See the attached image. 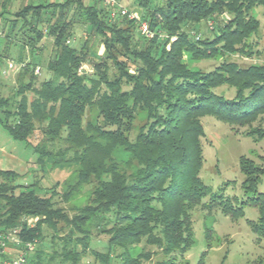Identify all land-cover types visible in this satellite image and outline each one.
Wrapping results in <instances>:
<instances>
[{
  "label": "trees",
  "instance_id": "obj_1",
  "mask_svg": "<svg viewBox=\"0 0 264 264\" xmlns=\"http://www.w3.org/2000/svg\"><path fill=\"white\" fill-rule=\"evenodd\" d=\"M135 3L139 20L120 14L110 18L100 0H66L16 13L31 16L23 29L32 34H23L20 44L23 65L16 88L0 96V125L13 140L32 148L41 171L47 165L74 167L75 182L62 193L64 201L92 185L87 202L74 206L76 213L69 216L53 200L55 189L42 194L36 179L19 183L17 172L0 169V242L19 227L21 244L6 241L5 247L19 252L25 242H34L27 264H82L88 256L109 264L112 250L121 264H143L153 256L154 264H188L183 256L194 243L191 210L211 193L199 176L201 117L231 126L262 120L264 64L222 60L203 71L189 67L185 53L203 59L244 44L259 28L252 10L264 6V0ZM138 21L147 23L152 36L140 32ZM203 21L212 37L190 32ZM8 22L7 43L16 35L14 21ZM76 26L84 38L73 45ZM46 35L52 45L44 60L38 51ZM41 65L46 75L37 82ZM220 87L233 89V96L218 93ZM93 111L94 121L87 116ZM246 133L264 139L263 126ZM259 162L241 155L242 198L223 200L211 193L206 207L217 202L232 218L243 217L247 206L256 208L257 219L247 223L261 238L264 156ZM27 218L35 221L29 225ZM93 228L106 234L105 251L90 246ZM46 229L51 233L43 245Z\"/></svg>",
  "mask_w": 264,
  "mask_h": 264
},
{
  "label": "rangeland",
  "instance_id": "obj_2",
  "mask_svg": "<svg viewBox=\"0 0 264 264\" xmlns=\"http://www.w3.org/2000/svg\"><path fill=\"white\" fill-rule=\"evenodd\" d=\"M55 1V0H53ZM60 1V0H57ZM91 2V0H88ZM132 12L140 15L141 10L134 3L136 0H118ZM20 4V3H19ZM18 7V2H12L9 6ZM9 10L1 17L8 18ZM252 14L259 21V28L248 38L244 40V44L236 46L231 52H221L220 54L203 59H191L189 54L185 53L187 65L194 69H202L203 71L212 70L222 60L235 62L242 66L261 65L264 64V6H258L252 10ZM221 19H219L220 22ZM0 21V51L7 43L5 35L10 34L8 23L3 27ZM188 29V27H184ZM17 32L10 40V48L6 56L0 54V96H7L13 93L17 85V73L19 71L18 55L20 53L19 44L23 41L24 35L22 31L16 29ZM15 31V30H14ZM84 31L80 26H76L73 30L74 36L71 37L70 43L76 45L84 38ZM190 32L200 37H212L211 28L207 26V22L203 21ZM15 33V32H14ZM28 34V33H27ZM42 49L38 51L42 58L48 56L51 50L52 38L45 36L39 43ZM28 48L23 50L24 55H28ZM102 52V47H99ZM9 59V62H8ZM40 66L37 82L46 75V70ZM222 92L226 97L233 96V89L220 87L216 90ZM28 97L31 94L28 93ZM93 121L97 113L95 111L87 114ZM262 120H254L251 124L246 125H229L223 121L216 119L210 115L201 117V123L204 129V136L200 138L203 150V162L199 170V176L203 183L207 185L211 193L223 196L224 199H231L237 196L242 198L241 182L243 175L239 170L238 160L241 155L248 156L253 159L256 164L259 157L264 156V139L256 140L254 136H249L246 132L257 127H264V114ZM9 157L0 169H12L18 172L24 171L23 177L19 183H30L34 179L37 180V186L42 194H51V189H55L53 200L59 207L72 216L75 212L74 206H79L87 202L92 185L86 184L83 188L74 193L69 201H64L61 197L62 193L75 182V174L73 166H65L62 169H51L46 166L43 171L37 165L36 154L30 146L24 142L13 140L6 130L0 125V157ZM28 172V173H26ZM57 183V185H55ZM207 195L202 204L191 210L192 227L194 233V243L191 248L183 256V260L188 264H197L201 255L204 253L203 264H264V237H257L249 228L247 220L257 219V210L254 207L247 206L244 208V216L232 218L224 214L217 206V202H211L210 208L206 205L210 204V195ZM45 240L43 245L48 243L49 232L44 230ZM90 246L98 251H105L107 248L105 233L98 232L95 228L92 230ZM9 247H5V251L9 254ZM49 250V249H47ZM111 253L109 264H121L120 259ZM11 256V255H8ZM155 257L146 260L143 264H154ZM181 260V259H179ZM82 264H99L92 256H88Z\"/></svg>",
  "mask_w": 264,
  "mask_h": 264
},
{
  "label": "built area",
  "instance_id": "obj_3",
  "mask_svg": "<svg viewBox=\"0 0 264 264\" xmlns=\"http://www.w3.org/2000/svg\"><path fill=\"white\" fill-rule=\"evenodd\" d=\"M100 2L109 10L110 18H114L116 14L126 15L128 18H136L139 20L136 12L130 11L125 5L121 4L118 0H100ZM138 29L142 34L147 37L152 36V32L148 29V25L145 21H138ZM22 66V63H19ZM36 68L35 72H38ZM81 70V68L79 69ZM25 220V218H24ZM29 225L32 224L35 219H26ZM19 227L14 228L1 236L0 247L4 248L6 241H14L17 244H21V240L18 236ZM34 242H25L23 250H20L17 254L6 257L2 260V264H27V253L34 249Z\"/></svg>",
  "mask_w": 264,
  "mask_h": 264
},
{
  "label": "crops",
  "instance_id": "obj_4",
  "mask_svg": "<svg viewBox=\"0 0 264 264\" xmlns=\"http://www.w3.org/2000/svg\"><path fill=\"white\" fill-rule=\"evenodd\" d=\"M64 1H66V0H60V1H57V0H55V1H53V0H0V21H2L1 26L4 27L8 23V29H9L10 25H9L8 21L10 19H12L14 21L13 22L14 23L13 30H15V31H13V32H15V34L20 33V32H17L16 29H18L19 31L23 32L22 34L31 35L32 34L31 32L27 31L26 29H23L24 28L23 23L26 20L31 21V16L27 15L25 18L24 17L23 18L17 17L16 13H18L19 11H21L22 9H24L26 7L37 6V5H48L51 3H58V2H64ZM12 2H15V3L18 2V7H16V6L9 7L12 4ZM7 9L9 10L8 18L3 20L1 15H3L5 12H7ZM9 43L10 42H8L7 44L5 43V46L1 49L0 54L2 56L8 57V56H6V53L8 52V48H10ZM5 47L7 48L6 52H4ZM19 49L21 50L20 44H19ZM8 63H10L9 59H8L7 64ZM18 66L20 67V64H18ZM6 158L8 160H10L9 157L1 156L0 157V164H3L5 162ZM2 170H12V169H2ZM13 171H15L19 174V180H21L23 177H25L24 176L25 174L23 175L24 171H20V172H18L16 170H13ZM26 173H28V172H26ZM8 252H9V254L5 251V248H0V264H2V260L5 258L6 255L13 256V255L17 254L18 249L14 246H11V248H9Z\"/></svg>",
  "mask_w": 264,
  "mask_h": 264
}]
</instances>
